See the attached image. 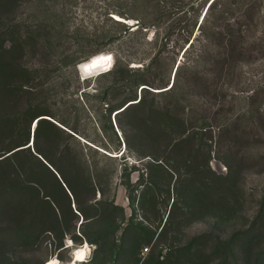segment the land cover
I'll return each instance as SVG.
<instances>
[{"label": "rangeland", "instance_id": "1", "mask_svg": "<svg viewBox=\"0 0 264 264\" xmlns=\"http://www.w3.org/2000/svg\"><path fill=\"white\" fill-rule=\"evenodd\" d=\"M212 1L0 0V64L27 70L0 71V159L24 139L12 119L31 125V154L0 164V263L65 264L86 242V264H244L264 250V0L221 1L203 20ZM232 43L244 54L225 63ZM93 55L108 70L81 76ZM38 117L58 133L37 147L65 151L57 168L80 185L78 202L65 189L57 233L45 192H62L32 143Z\"/></svg>", "mask_w": 264, "mask_h": 264}, {"label": "trees", "instance_id": "2", "mask_svg": "<svg viewBox=\"0 0 264 264\" xmlns=\"http://www.w3.org/2000/svg\"><path fill=\"white\" fill-rule=\"evenodd\" d=\"M221 1H222V4H223L222 6H227V2L226 1H228V0H213L210 3V5H209V7H208V9L206 11V14H205L203 20H205L206 17H207V19L209 18V15L211 13H213V11H215L217 9V5L218 4H221ZM223 1H224V3H223ZM239 4L241 6H244V3L243 2H241ZM219 11H222L223 12L224 10H219ZM222 12H220V13H222ZM214 15H215V13H214ZM200 25H201V23H200ZM4 37H5V34H1L0 35V48L1 49L3 48V42H4L3 40H4ZM243 54H244V50L242 48H238V46H236L234 43H232V44H230V48L228 50V56L226 58L224 57L223 60L225 61V63H227L228 61L230 62L232 59L238 60ZM4 65H5L8 73H9V74L7 73L6 76L8 78H12L13 80H19L20 78H23L24 77V73H27L26 68H24V67L16 64L13 61L6 62ZM4 65L3 64H0V68H1L0 71L1 70H4L3 69V66ZM223 68H224V66L222 67V69ZM174 77H175V74H174ZM175 85H176V83H175V80H174L173 84L171 85V88H173ZM144 89H146V88H144V87L141 88V93H142V90L144 91ZM133 100L134 101L136 100L135 103H133V104H127L129 101H131V100H129L128 102H126L127 105L124 104L121 108H119L120 109V112L119 113H115L114 115L116 116V114H120L123 111H129V110L132 111L133 109H136V108L138 109L139 107H141V106L144 105L143 98L142 97H140L138 101H137V99H133ZM38 105H39V103H37V104H30V105H28L27 107L24 108L23 112L24 111H25V113L35 112L36 108L39 107ZM42 115H44V114H41V116ZM33 117H34V113H33ZM38 118H37L36 125H35V129H34V137H33L32 143H33V146L36 145L35 146L36 147L35 148V151L38 154H40V156L43 158V160H46V163L48 165H50L52 167V169H54V173L58 176L57 180L55 181L56 182L55 183V186H54L55 189L54 188H52V189L55 191V193L62 192V193H60L61 194L60 197L55 198L54 200H51V201H49L50 200L49 197H51L48 194L49 192L48 191L45 192L46 197H47V199H45V200H47L48 205L50 206V208L51 207L54 208V205H52V204H55V208L56 209L55 208L54 209L51 208L52 210L50 212V215H52L51 216L52 217L51 219H52V222H53V225H54V230L56 232L57 230H59V226H58L59 225V221H58L59 216H58V214L61 213V210H62V213L61 214L64 213V210L61 207V205L64 204V201H62V199L66 195V191L68 193L70 192V194L73 196V198L76 199V202H78V200H77L78 194H77V191L74 188L75 187L76 188H79L80 185L77 184V182H76L75 179L72 180V177H71V169L69 167H67V168H63V167H60L59 168L58 167L57 168V164L58 163H60L62 161H63L64 164L66 163L65 160H64L65 159V151L62 152L61 155H59V158L58 159L54 160V159H50L49 155H47V152H45L41 148L37 147L38 146L37 145V140H38V137L39 136L43 135L46 138H48V136L50 135V132H51L50 130L52 128L55 129L57 131V133H58V128L56 126H54L52 124V122H50L48 119L43 118V117L42 118H39V119ZM11 122H12V127L10 128V130L13 133L19 135L18 139H23V138L24 139H23V141L22 140L19 141L18 142L19 145L17 144L18 146H16L15 148H12L11 149V148L8 147L9 149L7 150V153H9V154L5 155L4 157H2L0 159V164L2 163V165H4V166L7 165V167H10L11 166L12 160L14 159L13 157L16 158L22 152L30 153V149H29L30 148V145L27 146V147L21 148L22 146L28 145L29 142H30V137H31L30 120H27L26 121L25 126H22L24 124L21 123L22 122L21 116L14 117ZM0 125H1V123H0ZM19 127H21V128L18 129ZM24 129H25V132H26L25 135H24V133H22ZM22 142H23V144H22ZM16 148H19V149H16ZM66 148H68V147L65 146L63 149L65 150ZM1 152L2 151H0V153ZM1 169L3 170V167H1ZM12 183H13V181H12ZM31 183H44V181L41 182L40 180L35 179V181L34 182H31ZM65 189H66V191H65ZM70 194H69V196H70ZM45 203H46V201H45ZM65 206H66V204H65ZM69 209H70V206H68V210ZM80 211H81V209H80ZM262 212L263 213L260 215V219H259V222H258L259 223V228L257 227L256 224H254V226L252 227V229H250L246 233V235L244 236L245 243L243 244V246L247 248L246 250H249L250 245L254 243V242H252L254 240V238L255 237L258 238L256 236V234H255L256 228H258L259 231L261 232V234L264 235V209H263ZM44 217L45 216H43V215L40 216V215L33 214V216L30 217V218H32V222L31 223H36V222L43 223V221L45 219ZM234 245H235V242L232 239H230L228 242L225 243L226 249H227V251L229 253L231 251L233 252V246ZM4 246H5V241L0 239V248L5 249ZM62 246H63V241L60 240V243L58 244L57 247L58 248H61ZM48 263L49 262H47L46 264H48ZM59 263L62 264L61 262H59ZM0 264H4V262L3 263H0ZM65 264H70V263L68 262V263H65ZM244 264H264V250L262 252L255 253V255H253V254L251 255V254H249V252H247V257L244 260Z\"/></svg>", "mask_w": 264, "mask_h": 264}, {"label": "clouds", "instance_id": "3", "mask_svg": "<svg viewBox=\"0 0 264 264\" xmlns=\"http://www.w3.org/2000/svg\"><path fill=\"white\" fill-rule=\"evenodd\" d=\"M94 60L95 58H89L88 61H84L82 62V65H78V67L83 66L85 71H90L93 67H94ZM95 245H88L87 242L82 246V248L77 252V253H81L82 254V258H78L77 253L75 255L76 260H79L81 262V264H86V261L88 258H90L91 255V251L95 249Z\"/></svg>", "mask_w": 264, "mask_h": 264}, {"label": "bare ground", "instance_id": "4", "mask_svg": "<svg viewBox=\"0 0 264 264\" xmlns=\"http://www.w3.org/2000/svg\"><path fill=\"white\" fill-rule=\"evenodd\" d=\"M99 54V53H98ZM98 54H96V55H98ZM95 55H93L92 57H94ZM91 57V58H92ZM89 60V59H88ZM87 60V61H88ZM94 67L90 70V71H93V70H95L97 67H100L101 66V69H104L105 71L106 70H108V66H109V64H108V59H107V57H106V55H103V56H100V57H96L95 58V60H94ZM82 68H83V71H85V69H84V67L82 66ZM90 71H87V72H90ZM81 248H78V249H75L74 251V256L72 257V259H71V261L69 262V263H71L72 261L75 263H77V260L76 259H74V257H75V255H76V253L80 250ZM48 264H58V263H56V262H54V261H51V262H49Z\"/></svg>", "mask_w": 264, "mask_h": 264}, {"label": "water", "instance_id": "5", "mask_svg": "<svg viewBox=\"0 0 264 264\" xmlns=\"http://www.w3.org/2000/svg\"><path fill=\"white\" fill-rule=\"evenodd\" d=\"M98 54V53H97ZM96 55V54H95ZM92 57V56H91ZM91 57H89V58H91ZM88 58V59H89ZM87 59V60H88ZM87 60H85V61H87ZM84 62V61H83ZM78 65H82V62L80 63V64H78ZM78 70H79V73L81 74V76H91V75H93V74H95V73H102V72H104L105 70L104 69H101V66L100 67H97L95 70H93V71H90V72H86V71H83V68H82V66L81 67H78ZM144 88H147V87H144ZM133 103H135V102H133V101H129L127 104H133ZM126 104V105H127ZM125 105V106H126ZM124 106V107H125ZM120 111H118L117 113H119ZM43 118H46V117H43ZM46 119H48V118H46Z\"/></svg>", "mask_w": 264, "mask_h": 264}, {"label": "snow or ice", "instance_id": "6", "mask_svg": "<svg viewBox=\"0 0 264 264\" xmlns=\"http://www.w3.org/2000/svg\"><path fill=\"white\" fill-rule=\"evenodd\" d=\"M109 60L111 59L110 57L108 58ZM78 258H82V254L81 253H77Z\"/></svg>", "mask_w": 264, "mask_h": 264}]
</instances>
